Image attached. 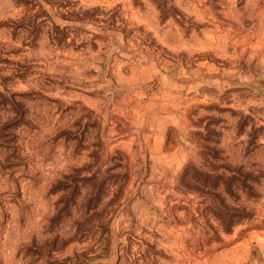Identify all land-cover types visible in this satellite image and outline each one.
Wrapping results in <instances>:
<instances>
[{
	"label": "rangeland",
	"instance_id": "obj_1",
	"mask_svg": "<svg viewBox=\"0 0 264 264\" xmlns=\"http://www.w3.org/2000/svg\"><path fill=\"white\" fill-rule=\"evenodd\" d=\"M0 264H264V0H0Z\"/></svg>",
	"mask_w": 264,
	"mask_h": 264
}]
</instances>
